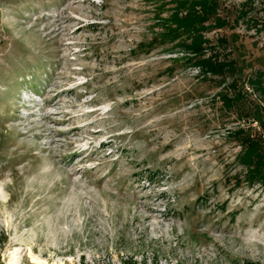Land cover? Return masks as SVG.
Listing matches in <instances>:
<instances>
[{
	"label": "rangeland",
	"instance_id": "374dc122",
	"mask_svg": "<svg viewBox=\"0 0 264 264\" xmlns=\"http://www.w3.org/2000/svg\"><path fill=\"white\" fill-rule=\"evenodd\" d=\"M158 1L0 0V264H264L235 117L176 53H134Z\"/></svg>",
	"mask_w": 264,
	"mask_h": 264
},
{
	"label": "trees",
	"instance_id": "16d2710c",
	"mask_svg": "<svg viewBox=\"0 0 264 264\" xmlns=\"http://www.w3.org/2000/svg\"><path fill=\"white\" fill-rule=\"evenodd\" d=\"M152 11L156 20L152 34L137 44L134 53L157 47L176 53L170 58L172 69L174 65L194 69L197 78L217 89L214 99L220 111L237 122L225 133L239 147L233 164L240 170L229 181L264 189V48L234 31L244 25L264 32V0L259 6L243 0L232 7L224 0H159ZM220 29L232 32L210 36Z\"/></svg>",
	"mask_w": 264,
	"mask_h": 264
}]
</instances>
